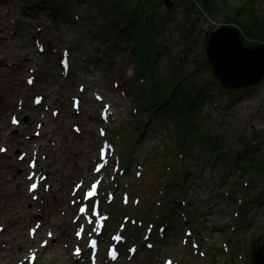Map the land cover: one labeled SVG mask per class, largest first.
I'll return each instance as SVG.
<instances>
[{
  "label": "rangeland",
  "instance_id": "obj_1",
  "mask_svg": "<svg viewBox=\"0 0 264 264\" xmlns=\"http://www.w3.org/2000/svg\"><path fill=\"white\" fill-rule=\"evenodd\" d=\"M159 1H144L147 8L156 5L160 34L148 44L152 53L159 50L155 66L141 77L139 48L133 52L134 41L120 36L118 0H0V146L8 148L0 151V264H31L32 252L34 264H89L86 239L74 232L80 198L73 187L85 181L87 189L98 177L109 216L106 231L120 230L123 216L131 215L137 225L128 224L127 231L139 233L129 237L121 259L107 261L100 253V264H164L166 257L173 264H264V199L244 193L252 171L239 152L253 145L264 162V79L230 89L202 66L208 32L227 24L244 0H217L221 9L211 17L192 0H173L171 9L158 8ZM256 9L264 15V0ZM41 44L46 51L40 52ZM182 77L192 88L209 90L192 119L211 140L221 137L219 151L211 140L194 141L187 158L169 131L180 130L179 116L152 114L139 103L138 84L146 89L154 80L166 81L169 89ZM15 116L19 125L12 123ZM104 127L115 151L95 173ZM226 149L231 151L224 157ZM19 151L27 154L24 160ZM32 155L47 177L37 192L28 193ZM181 169L187 181L179 188L172 177ZM125 192L127 205L121 200ZM36 225L33 237L29 230ZM42 241H48L45 247ZM130 244L137 245L135 255L128 252ZM79 246L83 253L75 255ZM253 246L255 260L246 256Z\"/></svg>",
  "mask_w": 264,
  "mask_h": 264
},
{
  "label": "trees",
  "instance_id": "obj_2",
  "mask_svg": "<svg viewBox=\"0 0 264 264\" xmlns=\"http://www.w3.org/2000/svg\"><path fill=\"white\" fill-rule=\"evenodd\" d=\"M144 1L147 0H118V4L123 14H119L116 22L121 23L120 36L123 38H131L135 46L131 49L133 52L136 48H139L136 59L138 65L141 68L139 76L146 74V70L151 69L155 66L159 50L155 49L156 52L152 53L148 44L153 36L160 34V25L157 23V16L155 12V6L147 8L144 5ZM149 1V0H148ZM258 0H244L242 5L234 7L231 16L225 19V23L233 24L241 29V39L245 45L255 46L264 43V15L260 14L256 9V2ZM225 2H227L225 0ZM197 6L203 11L206 16L211 17L217 13L221 6L217 0H192V5ZM163 5L162 1H159L157 6L161 8ZM196 13V12H195ZM193 13V14H195ZM192 17H195L193 15ZM161 21H163L161 19ZM202 66L205 69H212V64L208 61L207 57L204 58ZM145 69V72H144ZM185 78L176 79L170 84L169 89H165V83L154 80V84L150 87L143 89L142 84H138L135 89L137 93H140L139 103L142 108L152 114L161 113L166 116L168 113H176L180 118V130L174 131L170 128L171 134H176L177 140L180 144L185 146V155L187 158L190 157L191 151L194 145V141H210V136L205 133L200 127L197 121L192 119V112H198L202 109L206 103L209 90L203 85H198L194 88L185 84ZM169 85V82H166ZM177 124V123H176ZM223 140L221 137H216L210 142L213 143V150L219 151L224 145L221 143ZM221 147V148H220ZM231 150L226 149L223 153L224 157H227ZM244 157L246 166L249 171H252V179L245 188V194H251L254 192L264 193V162L262 156H257L254 151L253 145H246L242 150L239 151ZM238 152V154H239ZM222 155V153H221ZM173 181L180 184V181L184 183L187 181V172L183 169L178 170L172 177ZM179 183H178V182ZM261 195L256 196V201H260ZM243 199V197H242ZM244 200V199H243ZM256 246L251 247L250 253H246L249 259H257L258 254L256 253ZM260 256V255H259Z\"/></svg>",
  "mask_w": 264,
  "mask_h": 264
},
{
  "label": "water",
  "instance_id": "obj_3",
  "mask_svg": "<svg viewBox=\"0 0 264 264\" xmlns=\"http://www.w3.org/2000/svg\"><path fill=\"white\" fill-rule=\"evenodd\" d=\"M169 8L175 3L164 0ZM205 52L213 74L223 87L240 89L264 79V43L244 45L241 29L224 24L208 33Z\"/></svg>",
  "mask_w": 264,
  "mask_h": 264
},
{
  "label": "snow or ice",
  "instance_id": "obj_4",
  "mask_svg": "<svg viewBox=\"0 0 264 264\" xmlns=\"http://www.w3.org/2000/svg\"><path fill=\"white\" fill-rule=\"evenodd\" d=\"M30 83H31V81H29ZM16 121L14 120V123H15ZM0 151H3V149H0ZM35 187V185H33V188ZM82 211H83V209H82ZM117 239H119V237H117ZM169 264H171V262H169Z\"/></svg>",
  "mask_w": 264,
  "mask_h": 264
},
{
  "label": "bare ground",
  "instance_id": "obj_5",
  "mask_svg": "<svg viewBox=\"0 0 264 264\" xmlns=\"http://www.w3.org/2000/svg\"><path fill=\"white\" fill-rule=\"evenodd\" d=\"M241 197H245V195H242Z\"/></svg>",
  "mask_w": 264,
  "mask_h": 264
}]
</instances>
